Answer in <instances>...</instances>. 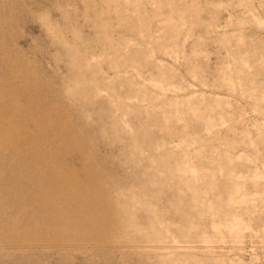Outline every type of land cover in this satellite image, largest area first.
Here are the masks:
<instances>
[{
    "label": "rangeland",
    "instance_id": "374dc122",
    "mask_svg": "<svg viewBox=\"0 0 264 264\" xmlns=\"http://www.w3.org/2000/svg\"><path fill=\"white\" fill-rule=\"evenodd\" d=\"M0 264H264V0H0Z\"/></svg>",
    "mask_w": 264,
    "mask_h": 264
}]
</instances>
